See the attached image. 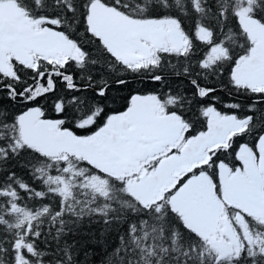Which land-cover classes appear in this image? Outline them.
Instances as JSON below:
<instances>
[{
    "label": "snow or ice",
    "instance_id": "snow-or-ice-1",
    "mask_svg": "<svg viewBox=\"0 0 264 264\" xmlns=\"http://www.w3.org/2000/svg\"><path fill=\"white\" fill-rule=\"evenodd\" d=\"M0 264H264V0H0Z\"/></svg>",
    "mask_w": 264,
    "mask_h": 264
}]
</instances>
